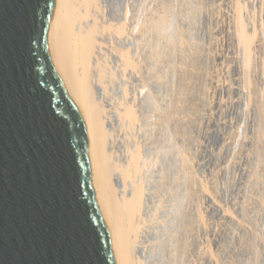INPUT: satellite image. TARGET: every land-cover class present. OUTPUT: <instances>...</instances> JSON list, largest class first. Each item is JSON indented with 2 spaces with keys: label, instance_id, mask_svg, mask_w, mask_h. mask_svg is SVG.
Instances as JSON below:
<instances>
[{
  "label": "rangeland",
  "instance_id": "rangeland-1",
  "mask_svg": "<svg viewBox=\"0 0 264 264\" xmlns=\"http://www.w3.org/2000/svg\"><path fill=\"white\" fill-rule=\"evenodd\" d=\"M238 1L249 7L248 28L260 30L248 75ZM99 2L102 23L126 22L123 35H102L115 71L108 98L136 103L138 126L118 115L111 146L117 140L112 148L126 159L139 144L149 161L146 264H264V0ZM160 15L167 22L157 28ZM117 47L137 58L136 69L125 70Z\"/></svg>",
  "mask_w": 264,
  "mask_h": 264
},
{
  "label": "water",
  "instance_id": "water-1",
  "mask_svg": "<svg viewBox=\"0 0 264 264\" xmlns=\"http://www.w3.org/2000/svg\"><path fill=\"white\" fill-rule=\"evenodd\" d=\"M58 0H0V264H118L56 67Z\"/></svg>",
  "mask_w": 264,
  "mask_h": 264
},
{
  "label": "bare ground",
  "instance_id": "bare-ground-1",
  "mask_svg": "<svg viewBox=\"0 0 264 264\" xmlns=\"http://www.w3.org/2000/svg\"><path fill=\"white\" fill-rule=\"evenodd\" d=\"M245 8V3L236 2L234 20L237 39L244 52L243 70L248 75L255 52L254 43L260 30H257L253 22L252 29L248 28V23L243 17ZM100 11L99 0H58L50 31L51 51L62 81L86 130L92 176L117 263L144 264L145 260L146 264L143 253L148 250H143L139 243L144 234L143 230L151 229V222L148 220L151 215L147 210L143 217L145 186L142 170L149 161L142 154L139 144L128 149L127 160L120 155L126 161L118 157V151L112 148L116 138L111 146L112 136H117L120 119L133 127L134 131L138 126V109L136 103L129 101V96L128 100L119 101L117 105L108 98L107 85L114 78L115 71L109 63V53L107 56L105 54L107 51H104L105 42L102 35L107 31L123 35L126 22L102 23L99 18ZM165 16L160 15L155 21L157 28L166 24ZM261 28L262 37L259 39L263 40V45L260 44L263 47L261 61L264 73V21ZM116 51L125 70L138 67L137 58L128 48L120 47Z\"/></svg>",
  "mask_w": 264,
  "mask_h": 264
},
{
  "label": "built area",
  "instance_id": "built-area-1",
  "mask_svg": "<svg viewBox=\"0 0 264 264\" xmlns=\"http://www.w3.org/2000/svg\"><path fill=\"white\" fill-rule=\"evenodd\" d=\"M143 232H144V234H143V236L140 238V243H139V245H140V247H142L143 250H144V249H146V237H147L148 233H150V230L145 228V229L143 230ZM145 253H146V252H145ZM145 253H143L144 256H145ZM141 254H142V253H141Z\"/></svg>",
  "mask_w": 264,
  "mask_h": 264
}]
</instances>
